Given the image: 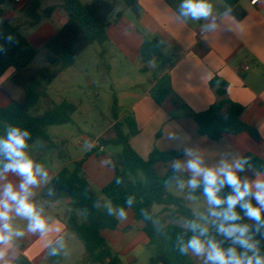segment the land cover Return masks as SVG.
<instances>
[{"label": "trees", "instance_id": "trees-1", "mask_svg": "<svg viewBox=\"0 0 264 264\" xmlns=\"http://www.w3.org/2000/svg\"><path fill=\"white\" fill-rule=\"evenodd\" d=\"M58 1L59 6H50L41 12H39L40 0H31L23 7L32 20V26L40 23L42 19H50L58 8H61L67 16L66 23L43 46L45 51L43 65L30 68V64L38 55V50L33 48L5 17L1 9L5 0H0V44L5 47V51L0 52V79L8 70H14V75L8 82L0 86V93L9 100L7 106H0V135L11 126L28 129L31 132L28 149L38 140H49L48 127L72 124L77 109L75 104L62 101L59 104L52 103L42 113H37L40 100L47 98L46 93L38 92L37 88L42 84H51L93 43L102 47L103 57V45L108 41L107 30L112 23L119 22L123 16L122 11L118 10L120 6L130 10L135 17H139L142 13L138 0H90L86 3L79 0ZM221 1L233 10L236 19L240 20L243 17V14L235 12L240 0ZM8 35L14 37L12 43L7 41ZM175 59V55L169 56L166 53L165 45L157 38H144L138 50L142 73L149 72L150 64L158 65L157 70L151 74L153 85L149 94L158 106H163L171 98L170 76L165 70L173 65ZM209 85L216 95V102L205 111L194 113L177 100H172V106L193 119L198 126V134L211 141H217L223 135L247 134L254 141L260 142L261 137L257 130L240 120L244 108L227 98L228 84L215 77ZM115 108L114 102L113 138H98L103 147L119 145L123 148L122 155L115 165L113 180L99 193L94 192L83 173L84 160L76 162L72 170L63 168L51 179L53 188L68 195L70 206L80 213L81 218L71 213L67 225L84 248V262L122 264L119 256L109 247L103 233L117 229V213L120 207H124L126 212L133 213L135 221L143 224L142 232L149 246L153 248L149 264H195L190 252L187 255L181 254L179 243L181 240L187 241L193 235L187 228V222L191 220L199 222L184 199L168 192V187L179 178V172H174L172 163L180 159L183 153L161 152L154 148L146 158L140 157L130 146V139L138 134L133 115H128L119 122ZM172 119L175 117L172 116ZM96 151V148L91 149L85 157ZM242 157L249 161L245 165V170L253 169L264 176V159L253 153H245ZM160 163L170 165L163 176L158 175L155 169ZM230 191L226 186L220 195L225 196ZM190 193L203 195V188L201 186L196 190L190 189ZM128 196L135 197L131 208L125 204ZM104 199L114 208L113 215H108L106 209H100ZM154 206L170 212L177 220H181L182 224H165L161 214L152 211ZM237 211H240L239 208ZM241 216L239 222L246 223L242 212ZM209 219V237L222 241L224 247L231 246V241L225 240L217 233L215 218L209 216ZM247 224L252 225L254 239L259 242L261 254H264V229L256 233L255 223L251 221ZM14 264H30V262L24 256H20Z\"/></svg>", "mask_w": 264, "mask_h": 264}, {"label": "crops", "instance_id": "crops-1", "mask_svg": "<svg viewBox=\"0 0 264 264\" xmlns=\"http://www.w3.org/2000/svg\"><path fill=\"white\" fill-rule=\"evenodd\" d=\"M88 1L90 0H85L84 3ZM179 2L180 0H138L142 9L139 17L123 7L119 8L123 14L121 20L112 23L107 30L108 41L104 44V53L114 54L120 60L129 62L139 74H144L140 71L138 60V50L144 38L159 39L165 45L166 53L176 56L173 65L165 70L170 76L172 95L163 106H158L149 95L153 85L151 74L157 70L156 64L149 65V72L145 73L148 75L147 80L139 78L138 81L145 82L141 91L130 89L127 93L133 101L130 110L138 129V134L130 139L131 148L140 157L146 158L154 148L161 152L183 153L185 147H191L210 167L216 166L222 159H228L229 154L240 158L245 153H253L264 159V0H258L254 6L250 5V0H240L235 12L243 14V17L236 19L232 10L230 16L220 18L221 26L213 32L203 29L204 21H177L174 14ZM211 2L218 15L229 8L221 0ZM59 4L60 2L54 6ZM57 11L64 12L61 8L55 12ZM200 32L203 35L200 36ZM245 66L249 67L248 71L242 70ZM13 75L14 70H8L0 79V86L6 84ZM215 77L228 84L227 98L244 108L240 120L257 130L260 142L254 141L247 134L223 135L219 140L211 141L198 134V126L193 119L174 109L172 100L185 104L194 113L203 112L214 104L216 95L209 83ZM113 136L112 134L106 138L100 135L98 138L112 139ZM172 136L176 139H170ZM39 145L40 150L56 149L54 156L58 161L64 156V141L58 143L49 136L48 141H42ZM103 148V152L97 150L85 157L91 150L89 144L81 155L69 160L73 166L84 160L83 173L92 190L96 189L98 192L113 180L115 165L119 159L118 155H107L105 147ZM31 157L49 171V182L34 189L33 199L44 209L43 214L49 219L51 231L43 237L34 236L27 231L26 220L15 218V226L24 234L14 240L10 258H14V263L20 256H24L30 264H86L84 248L67 225L71 213L80 218L81 216L78 210L70 206L69 196L57 192L51 184L55 175L63 168H68L59 162L51 161L48 164L40 157ZM180 159H184V155ZM169 166L160 163L155 169L157 172L160 168L163 172L160 176H163ZM190 175L185 170L179 172L178 179L188 180ZM240 175L249 180L264 177L253 169H247ZM9 179L17 180L11 174ZM49 189L53 191L51 197L48 195ZM117 219V229L105 231L103 236L122 264H138L149 247L142 232L143 224L134 220L131 211H127L126 217L121 220L117 213ZM50 241L60 249L59 255H47Z\"/></svg>", "mask_w": 264, "mask_h": 264}, {"label": "clouds", "instance_id": "clouds-1", "mask_svg": "<svg viewBox=\"0 0 264 264\" xmlns=\"http://www.w3.org/2000/svg\"><path fill=\"white\" fill-rule=\"evenodd\" d=\"M231 11V8H226L218 15L211 0H180L174 15L181 23L204 21L203 29L213 32L221 26L220 18L230 16ZM6 39L12 43L14 37L8 35ZM4 51V45L0 44V52ZM30 137V130L18 126H11L0 135V264H14V258H10L9 253L14 240L24 234L15 226V218L26 220L27 231L34 236L43 237L51 231L49 219L43 214L44 209L33 199L34 189L49 182V171L27 151ZM183 155L184 159L173 161L174 172L186 170L191 174L187 180L190 189L202 186L203 195L211 206L208 215L215 218L217 233L231 241V246L224 247L222 241L209 237L208 227L191 220L187 222V228L193 235L187 241H180L181 254L191 252L197 257H204L205 264H264V254H261L259 242L254 239L252 225L239 222L242 212L244 217L255 223L256 233L264 229V177L253 180L242 178L240 173L245 171L249 161L233 154L214 167L207 166L204 158L191 147H185ZM9 174L17 180L9 179ZM180 186H184L183 181ZM226 186L231 191L221 196ZM48 195H53L51 189ZM134 202V196L125 200L128 208ZM238 208L240 211H237ZM106 210L108 215L114 214L113 207L106 206ZM126 215L125 208L120 207L118 217ZM59 254L60 249L50 241L47 255Z\"/></svg>", "mask_w": 264, "mask_h": 264}, {"label": "rangeland", "instance_id": "rangeland-1", "mask_svg": "<svg viewBox=\"0 0 264 264\" xmlns=\"http://www.w3.org/2000/svg\"><path fill=\"white\" fill-rule=\"evenodd\" d=\"M82 3L85 0H79ZM58 0H41L42 10L54 6ZM122 8V6H120ZM2 10L5 16L11 22L13 27L24 36L30 45L38 50V55L30 64V68L40 67L43 65L45 51L44 44L56 34L63 23L67 20L64 12H55L50 19H42L40 23L32 26V20L27 12L20 5H15L11 0H5L2 4ZM127 12L130 10L126 9ZM130 14V13H129ZM105 50V45L103 46ZM102 47L93 43L89 45L74 64L68 69L61 72L58 77L49 85H40L37 88L38 92H44L47 95L46 99H41L37 113H42L52 103L59 104L62 101H68L76 105L77 109L73 115V123L62 126H52L47 128V134L60 143L64 141V156L58 161L55 158L56 149L40 150L38 146L43 140H38L30 149L29 154L34 157H40L42 161L59 162L63 167L69 170L74 168L73 164L69 163L70 159H74L81 155L89 144L97 139L100 135L111 137L113 134L112 124H114V102L116 103L115 112L117 121L122 122L128 115H133L130 106L133 103L132 99L127 96L130 89H141L145 82L138 81L139 78H148L147 74H139L129 64V62L120 60L114 54L104 53L101 56ZM137 82V83H135ZM134 85H132V84ZM139 83V84H138ZM132 87V88H131ZM9 104V100L4 95L0 94V105L3 107ZM81 143V145H80ZM123 148L119 145H107L105 153L107 155L121 156ZM157 173L162 175L163 172L159 168ZM183 181L184 186H180ZM96 193L98 190L94 189ZM168 192L174 196L180 197L186 201L187 206L196 215L197 221L209 227V209L206 197L201 194H191L190 188L187 186V180L178 179L168 187ZM110 206V203L104 199V204L100 206L101 210ZM161 207L154 206L152 211L160 213L164 223H179L176 217L168 211L161 210ZM78 214L80 215L79 211ZM120 220L122 218H119ZM244 222L251 223L246 217ZM153 248L148 247V251L143 253V260L138 264H149V257L152 255ZM190 257L195 264H205L203 258H198L190 253ZM67 264V262H64Z\"/></svg>", "mask_w": 264, "mask_h": 264}, {"label": "built area", "instance_id": "built-area-1", "mask_svg": "<svg viewBox=\"0 0 264 264\" xmlns=\"http://www.w3.org/2000/svg\"><path fill=\"white\" fill-rule=\"evenodd\" d=\"M15 5H20L21 7H25L29 4V2L31 0H11ZM258 3V0H250V5L254 6ZM203 35L202 32H200V36ZM243 71H248L249 67L245 66L243 69ZM91 149L96 148L98 150V152H103V146L100 144L99 139H95L93 140L91 143Z\"/></svg>", "mask_w": 264, "mask_h": 264}]
</instances>
